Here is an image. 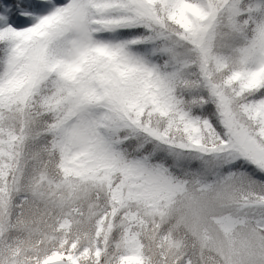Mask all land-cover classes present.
<instances>
[{
    "label": "snow or ice",
    "instance_id": "obj_1",
    "mask_svg": "<svg viewBox=\"0 0 264 264\" xmlns=\"http://www.w3.org/2000/svg\"><path fill=\"white\" fill-rule=\"evenodd\" d=\"M0 264H264V0H0Z\"/></svg>",
    "mask_w": 264,
    "mask_h": 264
}]
</instances>
